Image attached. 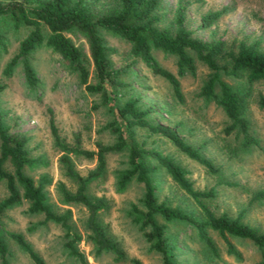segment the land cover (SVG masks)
<instances>
[{"label": "rangeland", "instance_id": "rangeland-1", "mask_svg": "<svg viewBox=\"0 0 264 264\" xmlns=\"http://www.w3.org/2000/svg\"><path fill=\"white\" fill-rule=\"evenodd\" d=\"M104 1V0H103ZM156 14L159 26L172 29L174 11L178 5L183 8L184 26L203 41L219 40L226 49L235 50L238 42L256 43L264 50V0H158ZM227 6L229 11L221 15L208 27H200V18L209 12ZM27 33L21 29L11 32L8 52L0 56V115L2 126L9 133L23 135L25 149L31 164L24 167V173L34 182L45 178L43 191L45 201L56 215L67 213V224L71 232L79 236L75 247L88 264H161L162 256L151 250L143 233L146 227L134 222L129 215L131 205L139 207L141 187L133 179L124 186L116 183L117 170L127 167V148L139 144L143 148H155L168 154L187 171V179L197 191L213 190V196L201 199L216 215L225 214L234 218L241 214L243 224L264 232V197L253 199L258 191H264V109L257 106L258 95H264V81L251 86L246 106L248 131L256 144L241 149V136L234 132L223 133L227 120L218 106L211 101L195 96L200 85L208 76V70L196 63L193 76L185 73L177 76L173 55H164L159 50L153 54L159 64L174 74L179 82L182 99L178 101L170 85L161 77L151 74L141 61L129 53L130 45L122 39L99 32L105 47V57L111 68L119 70L117 79L122 86L104 84L106 103L100 104L103 96L84 91L78 84L76 74L68 69L59 57L45 47L32 52L28 61L37 79L30 89L25 82L20 65L11 74L3 73L7 60L16 53L18 42ZM66 36L78 47L88 68V82L95 83L89 60L86 40L76 31ZM224 61H219L223 64ZM219 78L232 88L244 86L243 79H234L219 71ZM215 92L218 87L215 86ZM136 98L139 108H152L148 119L169 127H175L182 140L209 160L216 173L206 171L201 165L177 151L167 140L149 134L144 129L127 128L124 119L116 110L127 99ZM96 105L94 108L92 106ZM51 113L59 141L66 146H78L94 150L96 143L109 144L114 140L107 124H114L123 135L125 148L104 156V166L98 175L92 176L96 160L73 154L68 161L76 174L91 176L85 193L91 200H100L97 221L106 236L114 243L121 256L115 259L112 252L94 256L84 226L86 211L75 202H66L61 189L73 192L75 181L64 175L60 164L62 151L55 145L48 121ZM145 163H152L148 160ZM154 194L157 203L169 208H178L200 219L197 204L183 193L159 169L153 174ZM6 190L0 180V199ZM27 203L6 207L0 215V239L5 243L8 264H33L8 238L7 232L19 233L38 255L43 264H78L68 255L64 247L65 230L52 221H44L41 213H31ZM158 224L164 226L166 255L170 264H259L261 252L248 240L228 237L236 255L228 254L226 247L214 231L208 234L216 249L214 257L200 241L193 227L183 220L164 221L155 216Z\"/></svg>", "mask_w": 264, "mask_h": 264}, {"label": "trees", "instance_id": "trees-1", "mask_svg": "<svg viewBox=\"0 0 264 264\" xmlns=\"http://www.w3.org/2000/svg\"><path fill=\"white\" fill-rule=\"evenodd\" d=\"M158 0H0V56L8 52V35L21 29L27 30L17 45L16 53L11 56L3 67L4 74H11L16 65H20L26 85L33 89L36 85L34 71L29 65V57L40 47L49 49L56 54L62 63L76 74L79 85L89 93H99L103 96L100 104L106 103L104 84L122 86L118 77L119 70L110 67L105 57V47L99 37V32L114 35L127 42L130 55L138 59L151 72L163 78L171 87L174 97L182 99L177 77L163 68L155 59L153 51L159 50L164 55H173L177 76L188 73L195 74L196 63L208 70V76L200 85L195 96L202 100L211 101L220 108L227 123L223 128L224 134L234 132L240 135L239 147L247 148L255 145V138L248 131L246 106L253 84L264 81V50L256 43L238 42L235 50L226 49L223 43L203 41L193 35L183 23V8L178 5L172 19V29L160 27V17L156 14ZM229 11L227 6L209 12L200 18V27H208L221 15ZM76 31L86 40L89 60L92 65L95 83L88 82V68L82 51L66 36L67 32ZM224 61L219 64V61ZM219 71L234 79H243L244 86L232 88L219 78ZM215 86L218 92H215ZM1 89V86H0ZM136 98H127L116 110L124 119L127 128L144 129L149 134L158 135L167 140L177 151L201 165L206 171L216 173L213 164L202 157L196 149L185 143L176 132L175 127H169L152 122L148 115L152 108H139ZM257 106L264 109V95H258ZM96 105L92 106L93 108ZM49 112V111H48ZM48 126L55 145L62 151L60 164L64 175L75 181L73 192L61 189L62 198L66 202H75L85 208L84 226L87 232L94 256L102 252H112L115 259L121 256L103 228L97 221V212L101 208L100 200H91L85 193L86 183L91 176L81 177L73 171L68 161V155L73 154L84 158L94 157L95 170L92 176L98 175L104 166V156L109 153L122 151L126 144L123 135L114 124H107L114 135L109 144L96 143L94 150L78 146H66L59 141L51 113L49 112ZM26 139L23 135L9 133L2 126L0 115V180L4 182L6 195L0 199V215L11 205L21 201L27 203L31 213H41L44 221L58 223L64 230V247L68 255L78 264H88L85 256L77 250L75 243L79 236L71 232L67 224V213L56 215L45 201L43 185L45 178L37 182L24 173V167L31 164L25 149ZM127 167L117 170L116 183L124 186L132 179L141 187L139 207L131 205V219L146 227L143 233L149 248L161 254V264H170L166 255L164 226L158 224L155 216L159 215L164 221L183 220L190 224L197 238L202 241L209 252L217 257L216 249L208 234V229L214 231L223 241L228 254L236 255L228 241V237L248 240L261 252L259 264H264V232L243 224L241 214L229 218L225 214L216 216L201 199L213 196V190L197 191L187 179V171L168 154L155 148H143L139 144H131L127 148ZM148 160L152 163H145ZM163 172L170 180L198 206L200 219L178 208H169L157 203L153 184V174L157 170ZM264 197V191H258L253 199ZM1 227V226H0ZM6 235L19 250L26 253L33 264H43L38 255L27 244L21 234L7 232ZM5 243L0 239V264H8L5 260L7 253ZM134 264H139L134 261Z\"/></svg>", "mask_w": 264, "mask_h": 264}]
</instances>
